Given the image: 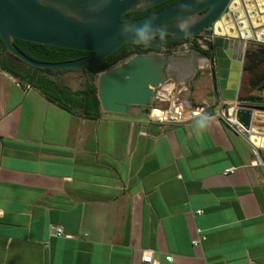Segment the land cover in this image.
<instances>
[{
    "label": "crops",
    "instance_id": "1",
    "mask_svg": "<svg viewBox=\"0 0 264 264\" xmlns=\"http://www.w3.org/2000/svg\"><path fill=\"white\" fill-rule=\"evenodd\" d=\"M211 99L203 132L88 120L0 70V264H264V156Z\"/></svg>",
    "mask_w": 264,
    "mask_h": 264
},
{
    "label": "water",
    "instance_id": "2",
    "mask_svg": "<svg viewBox=\"0 0 264 264\" xmlns=\"http://www.w3.org/2000/svg\"><path fill=\"white\" fill-rule=\"evenodd\" d=\"M167 1L170 0H146L144 7L138 8L140 0H0V39L9 53L34 68L76 69L99 62L124 45H135L131 41L139 37L134 30L125 36L121 33L125 24L140 26L155 16L147 32L150 46L174 44L206 31L210 36L205 42L210 48L209 57L197 49L181 56L140 55L101 74L97 82L101 110L126 114L129 107H139L148 114V105L156 98L155 90L177 79V71H187L190 78L202 69H212L217 106L227 109L233 103L238 132L257 150L264 151V105L240 101L247 44H264V0H185L201 17L188 37H182L174 27L178 17L188 14L181 12V1L141 18L121 20L125 14L146 11ZM165 24L170 35L166 43L160 44L153 39L158 36L154 29ZM15 40L89 55L70 62H37L20 52Z\"/></svg>",
    "mask_w": 264,
    "mask_h": 264
},
{
    "label": "trees",
    "instance_id": "3",
    "mask_svg": "<svg viewBox=\"0 0 264 264\" xmlns=\"http://www.w3.org/2000/svg\"><path fill=\"white\" fill-rule=\"evenodd\" d=\"M180 1L171 0L146 11L128 13L123 15L121 20L141 18ZM14 44L28 58L43 63L76 61L89 55L87 52L61 49L21 40H15ZM177 45L178 43L143 47L127 44L109 57L81 68L40 69L24 63L9 53L0 39V70L15 77L20 84L38 90L49 102L61 109L84 119L96 120L101 117V106L97 96V79L101 74L116 69L134 56L161 54L163 53L161 52L162 49H169ZM249 45L245 54L246 62L243 71L250 74L264 63V44L251 43ZM196 48L200 50L198 45ZM74 71H81L84 77V83L79 89H72L61 80L63 75ZM250 86L253 91L247 96L241 97L240 101L264 105V72L256 75L250 81ZM200 105L201 103L194 102L191 107L185 104L184 107L190 109Z\"/></svg>",
    "mask_w": 264,
    "mask_h": 264
},
{
    "label": "built area",
    "instance_id": "4",
    "mask_svg": "<svg viewBox=\"0 0 264 264\" xmlns=\"http://www.w3.org/2000/svg\"><path fill=\"white\" fill-rule=\"evenodd\" d=\"M201 37L207 41L210 40L209 34H201ZM199 41V40H198ZM199 44L204 48L207 49V46L199 41ZM191 43L184 44V49H188ZM166 84L162 85L161 87L155 90V99L151 101L148 105L149 112L147 114L148 118L151 121L157 122L159 124H186L195 120H199L201 117L194 115L197 110H203L204 112L216 117V114L210 112V106L208 104L202 103L200 106L195 108L186 109L182 100L180 99V95L182 94L183 90H178V86L176 84L175 87L171 90L167 98H161L158 96V93ZM185 90V89H184ZM156 101L163 102L161 104H157ZM166 104V106H163ZM235 105L232 107H228L227 109H223L218 116L225 118V120L230 124L232 128L238 130V125L234 122L233 119V112H234ZM203 115V113L201 114ZM259 163H262L261 160H258ZM236 171L235 167H230L225 170V174H233ZM198 214H202L203 211H198ZM54 235L55 236H64L63 230L60 227H55ZM203 236L200 239L193 240L192 245L197 247L200 245L201 241L203 240ZM166 260L168 262H172V257H167ZM142 262L145 264H154L152 252H147L142 257Z\"/></svg>",
    "mask_w": 264,
    "mask_h": 264
},
{
    "label": "rangeland",
    "instance_id": "5",
    "mask_svg": "<svg viewBox=\"0 0 264 264\" xmlns=\"http://www.w3.org/2000/svg\"><path fill=\"white\" fill-rule=\"evenodd\" d=\"M251 43H254V42H248L247 47H246V51H247L248 47L250 46L249 44H251ZM161 52H163L161 54H173L176 56H181V55L185 54V51L183 50V48H180V46H173L172 48H169V49H162ZM245 62H246V59L244 60V65H245ZM185 72H187V71H185ZM262 72H264V63L259 65L250 74L243 71L242 83H241V88H240V98L247 96L248 94H250L253 91V89L250 86V81L256 75H258ZM199 74L200 73H196L193 76H191L190 78H188L185 85L179 83L177 79H170L169 81L166 82V85L176 84L178 86L177 87L178 90L182 89L183 92L180 95V99L188 107H191V105H193V103H194V100H196V97L195 98L192 97V94H194V93H196V96L199 99H203V98L208 99L205 102V104L211 105V103L213 102L211 98L214 95V92H213L212 86H211L212 78L210 77L211 80L210 79H205V80L203 79V81H201V84L198 85L196 81H197V78L200 76ZM203 78H204V76H203ZM61 80L64 84L68 85L72 89H79L82 87V85L84 83V77H83V74L81 71H74V72L67 73V74L62 76ZM97 82H98V79H97ZM207 92H209L210 95H208ZM156 103L161 104L163 102L156 101ZM199 103H201V102H199ZM259 152H260L259 153L260 156H264V151H259Z\"/></svg>",
    "mask_w": 264,
    "mask_h": 264
},
{
    "label": "clouds",
    "instance_id": "6",
    "mask_svg": "<svg viewBox=\"0 0 264 264\" xmlns=\"http://www.w3.org/2000/svg\"><path fill=\"white\" fill-rule=\"evenodd\" d=\"M146 0H140L136 6L138 8L144 7ZM181 12H188L187 15L180 16L177 18L174 27L178 30V33L182 37H188L192 35V29L200 22L201 17L193 10V5L191 3L181 0L179 4ZM156 20V17L153 16L149 19H145L143 24L140 26L125 24L122 29V35H126L129 31H135L136 35L139 37L138 40H132L131 42L135 45H140L143 47H149L151 44L148 43L147 32L152 29V24ZM154 31L158 33V36H154L153 39H158L160 44L167 42V39L170 35L168 31V25H159ZM176 33H172L175 35ZM203 113V115H201ZM194 115L201 117L197 122L198 128L201 129V132L207 130L211 122L214 120V117L203 110H197Z\"/></svg>",
    "mask_w": 264,
    "mask_h": 264
},
{
    "label": "flooded vegetation",
    "instance_id": "7",
    "mask_svg": "<svg viewBox=\"0 0 264 264\" xmlns=\"http://www.w3.org/2000/svg\"><path fill=\"white\" fill-rule=\"evenodd\" d=\"M171 1V0H170ZM167 2H169V1H167ZM166 3V2H165ZM164 4V3H163ZM174 5V4H173ZM165 9V8H164ZM207 34V32L206 31H203V32H201V33H198V34H196V35H194V36H191V37H189V38H187V39H185V40H182V41H180V42H177L178 43V45L177 46H180V48H183V50L185 51V54L187 53V52H189L190 50H192V49H197L196 48V46L198 45L199 47H200V50H198V51H200L201 53H203L204 55H206V56H208L209 57V51H210V48H208L207 47V49H204L200 44H199V41H201L203 44H205L206 45V41L207 40H205V39H203L202 37H201V34ZM199 40V41H198ZM181 43V44H180ZM187 43H191V45L189 46V48L186 50V49H184V47H183V45L184 44H187ZM207 46V45H206ZM212 63V62H211ZM207 71H210V73L212 74L213 73V70L211 69V70H206V72ZM200 72V71H199ZM199 72H195V74L196 73H199ZM211 78H213V77H211ZM211 86H212V90H213V92H214V96H215V94H216V91H217V84H214L213 82H212V80H211Z\"/></svg>",
    "mask_w": 264,
    "mask_h": 264
},
{
    "label": "bare ground",
    "instance_id": "8",
    "mask_svg": "<svg viewBox=\"0 0 264 264\" xmlns=\"http://www.w3.org/2000/svg\"><path fill=\"white\" fill-rule=\"evenodd\" d=\"M177 80L179 83L181 84H186L188 78H189V74L183 70L181 71H177V73L175 74ZM175 87V85L170 84V85H165L161 91L158 93V96L161 98H167L169 93L171 92V90ZM260 142H263L262 138H259Z\"/></svg>",
    "mask_w": 264,
    "mask_h": 264
}]
</instances>
